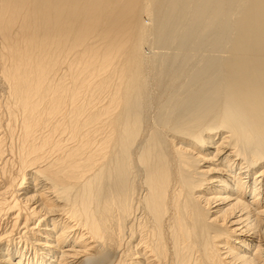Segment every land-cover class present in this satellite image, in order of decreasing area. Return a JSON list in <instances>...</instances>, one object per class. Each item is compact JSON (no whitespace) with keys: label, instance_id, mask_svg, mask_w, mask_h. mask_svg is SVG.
Listing matches in <instances>:
<instances>
[{"label":"bare ground","instance_id":"bare-ground-1","mask_svg":"<svg viewBox=\"0 0 264 264\" xmlns=\"http://www.w3.org/2000/svg\"><path fill=\"white\" fill-rule=\"evenodd\" d=\"M0 264H264V0H0Z\"/></svg>","mask_w":264,"mask_h":264},{"label":"rangeland","instance_id":"rangeland-1","mask_svg":"<svg viewBox=\"0 0 264 264\" xmlns=\"http://www.w3.org/2000/svg\"><path fill=\"white\" fill-rule=\"evenodd\" d=\"M145 49H146V50H145ZM144 50H145V51H147V50H148V49H147V46H145V47H144Z\"/></svg>","mask_w":264,"mask_h":264}]
</instances>
